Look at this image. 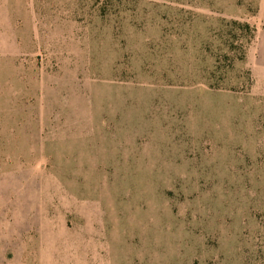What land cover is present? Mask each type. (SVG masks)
Here are the masks:
<instances>
[{"label": "rangeland", "instance_id": "rangeland-1", "mask_svg": "<svg viewBox=\"0 0 264 264\" xmlns=\"http://www.w3.org/2000/svg\"><path fill=\"white\" fill-rule=\"evenodd\" d=\"M264 0H0V264H264Z\"/></svg>", "mask_w": 264, "mask_h": 264}, {"label": "crops", "instance_id": "crops-1", "mask_svg": "<svg viewBox=\"0 0 264 264\" xmlns=\"http://www.w3.org/2000/svg\"><path fill=\"white\" fill-rule=\"evenodd\" d=\"M261 48H262V50L264 52V38H263L262 43H261Z\"/></svg>", "mask_w": 264, "mask_h": 264}]
</instances>
